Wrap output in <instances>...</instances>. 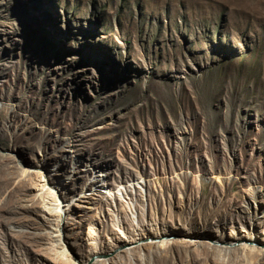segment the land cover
<instances>
[{"label":"rangeland","instance_id":"rangeland-1","mask_svg":"<svg viewBox=\"0 0 264 264\" xmlns=\"http://www.w3.org/2000/svg\"><path fill=\"white\" fill-rule=\"evenodd\" d=\"M117 222L169 241L125 264H264V0H0V264Z\"/></svg>","mask_w":264,"mask_h":264},{"label":"bare ground","instance_id":"bare-ground-1","mask_svg":"<svg viewBox=\"0 0 264 264\" xmlns=\"http://www.w3.org/2000/svg\"><path fill=\"white\" fill-rule=\"evenodd\" d=\"M67 152L72 153L73 151L69 150ZM93 187L90 186V189H93L92 192H95ZM100 187H104V183H101ZM52 188L54 191H56L58 189L57 185L53 186ZM106 192L108 193V195L112 196L113 198L115 197V195H118L120 198L122 196V193L119 189L116 191H110V190L106 189ZM61 208H65V209L61 210L65 213L66 210H69L71 208L70 202L66 201L61 206ZM132 217H133V219H135V217L133 215H132ZM115 228H116V231L118 232L119 238L124 239V241H123L124 243L121 246L115 247L110 251V253L111 252L114 253V256L111 259H117V263H119V264H125L126 262H129L130 260H134L136 258L145 259L150 254L153 255L154 252L156 253V250L164 251L166 249L168 242H169L164 238L151 237L148 235L145 237L144 236L141 237L137 234H134L133 237H130L124 233V231L122 230V228L120 227L118 222H117V224H115ZM203 238L206 239V237H204V236H203ZM247 242L248 243H246V241L241 242V244H240L241 250L246 249L248 253L255 252L256 257L263 256L264 250H262L261 247H255L256 243H258L256 239H254V240L248 239ZM204 243H206V242H204ZM209 243H206V244L209 245ZM210 246H213V248L211 249L213 255L221 253V251L226 248V245L221 244V243L220 244L213 243ZM207 250H210V247H206V251ZM110 253L107 255H103V254H99L97 252H94L90 257V258L94 259L93 262H89V263L87 262V263L88 264H109L106 259L103 260L100 258L104 257V256H109ZM63 254H64V252H63ZM63 254H62V256H63ZM66 263L71 264L70 261H66Z\"/></svg>","mask_w":264,"mask_h":264}]
</instances>
